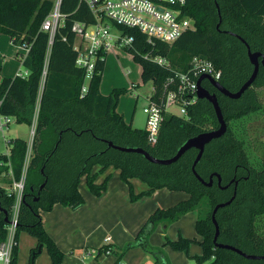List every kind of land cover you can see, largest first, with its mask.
<instances>
[{
  "label": "trees",
  "instance_id": "obj_1",
  "mask_svg": "<svg viewBox=\"0 0 264 264\" xmlns=\"http://www.w3.org/2000/svg\"><path fill=\"white\" fill-rule=\"evenodd\" d=\"M52 4L53 0H0V35H7L12 44L27 50L24 55H16L27 73L0 77V114L30 126L36 111L9 264H16L18 230H25L36 239L27 264H33L38 246L40 249L45 247L51 264L61 263L63 253L43 229L39 212L49 211L57 203L71 210L81 206L84 202L77 183L82 176L89 193L100 195L106 189L108 175L95 183L94 165L100 167L99 171L108 166L118 169L119 179L128 186L131 202L158 188L182 191L187 195L186 199L170 207L154 209L133 239L119 249L112 264H118L126 250L133 247L145 251L152 259L151 264H165L162 249L147 243L149 233L157 223L167 225L193 210L196 214L194 230L200 236V240H195L200 250L193 256L196 264H264V156L258 168L249 163L248 140L243 134L239 136L230 125L231 121L259 109L258 95L253 89L264 86V69L259 66L256 79L239 98L217 95L220 113L227 123L226 131L204 146L194 167L203 181H207L210 174L218 176V179L212 176L213 183L206 187L191 170L196 155L194 148L173 163L156 165L141 154L117 150L108 142L119 147H141L155 158H169L187 138L216 128L210 103L198 99L188 108L186 117L164 115L157 142L147 144L146 132L142 128H132L116 112L118 97L126 89L114 88L105 95L99 93L104 61L96 62L85 93L80 95L83 71L74 65L76 52L71 48L74 33L70 31V24L74 20H93L86 3L61 0L59 11L65 15L64 23L49 39V34L41 30L40 25ZM183 12L194 20V28L182 33L170 45L158 40L148 44L140 30L117 27L124 35L132 37L127 52L141 66L140 81H150L156 97L171 71L188 70L189 61L195 56L212 62L220 70V85L235 92L252 69L247 61L245 44L250 51H259L264 56V0H186ZM146 53L152 57L161 56L168 64L160 66L143 58ZM26 149V140L15 138L10 141L8 155H0V174L9 168L12 179L17 180ZM130 178L145 183L147 189L134 194ZM7 183L9 186L11 179ZM41 183L43 187L39 188ZM232 193V200L214 213L219 232L216 242L261 256L260 259L243 258L230 249L217 248L213 244L211 210L215 204L227 202ZM13 201L14 196L0 187V209L7 212L5 222L0 211V242L6 239L5 226ZM192 242L179 235L176 240L165 238L163 244L188 254ZM95 252L96 255H108L110 246L101 245Z\"/></svg>",
  "mask_w": 264,
  "mask_h": 264
},
{
  "label": "built area",
  "instance_id": "obj_2",
  "mask_svg": "<svg viewBox=\"0 0 264 264\" xmlns=\"http://www.w3.org/2000/svg\"><path fill=\"white\" fill-rule=\"evenodd\" d=\"M81 1L86 3L93 20L91 22L74 20L70 24V31L74 33L71 48L76 52L74 65L83 71V85L80 89V95L85 93L87 81L92 76L96 62L104 61L106 55L115 53L118 49L127 52V49L131 48L132 37L124 35L117 29L118 26L122 25L140 30L145 36L146 42L151 45L155 40L170 45L182 33L194 28V20L183 12L186 0ZM60 2L61 0H53L51 10L40 25V29L49 34V39L64 23L65 15L59 11ZM20 47L27 52L25 47ZM143 58L160 66L168 64L165 58L158 55L152 57L146 53ZM189 63V69L184 72L171 71V75L164 79L159 95L155 97V90L152 87L150 93L145 97L146 103L142 107V113L145 115L142 129L146 132L147 144L154 145L157 142L164 115L187 116L188 108L198 101L196 90L197 78L200 75L219 81L220 70L209 60L194 56ZM42 73L44 74L45 71L43 70ZM19 75H24V73H19L16 76ZM208 84L210 81L207 78L201 79L200 85L205 90ZM169 109H174V111L169 112ZM32 118L22 172L19 178L17 180L12 179L8 188L5 189L8 194L14 196V201L8 223L5 226L6 239L0 242V264L10 263L12 247L15 245L13 235L23 193V181L30 154V144L34 136L36 111ZM10 121V116L0 114L1 133L7 128Z\"/></svg>",
  "mask_w": 264,
  "mask_h": 264
},
{
  "label": "crops",
  "instance_id": "obj_3",
  "mask_svg": "<svg viewBox=\"0 0 264 264\" xmlns=\"http://www.w3.org/2000/svg\"><path fill=\"white\" fill-rule=\"evenodd\" d=\"M2 36L3 34L0 35V40ZM2 39L6 41L5 45L7 46L8 44L12 50L9 51V48L7 47L6 51L8 52V56L0 53V77H14L19 73L26 74L27 71L24 67L20 66V60L16 57L19 53L24 55L26 52L21 49L19 45L17 46L12 44L7 35H5ZM122 51L119 52L116 50L115 53L111 54L116 59L120 57L124 61L127 60L135 63L129 53L126 51H123L124 53H122ZM107 57H105L103 62L104 66L101 72V78L99 81L100 84L98 87L99 93L101 95H105L114 88L122 87L130 92H134L138 85L133 81L128 80L127 76L130 74V71H124L121 67L122 73L125 79H127L126 82L123 80L117 82L108 79L107 72H111V70L109 68V71H107ZM13 62L15 64L17 63V65H15V69L9 66V63ZM137 66H139L140 77L141 66L139 64H137ZM123 96L129 98L126 93H122V95L118 97L119 101L116 107V112L123 116L124 121L129 123L132 128H136L133 126L134 114L132 113L130 120H128V112H126L124 108H120ZM28 141L29 139L26 142ZM8 149L9 147L4 152L6 155H8ZM99 170L100 167L96 165L93 166L92 172L96 173L94 179L95 183H100L108 175L106 189L101 192L100 195L96 196L89 193L86 185H84V176H82L79 178L77 183L78 191L84 202L81 206L71 210L68 207L57 203L54 204L49 211L40 210L39 212L43 229L47 235L51 237L57 248H59L63 253L60 264H112L116 258L114 254H111L110 252L108 255H96L95 249L101 245L112 242V250L117 252V248L120 249L126 244V242L133 239L136 231L141 227L142 223L148 218L147 216L154 209L157 207L159 208V206L161 208H167L176 204V202L187 198L185 193L181 192V194H175L168 192V190L166 191V188H158V190H155L150 194V196L146 197L148 206L140 205L143 203L142 201H144L140 200L144 197L134 202H131L128 199V186L119 179L118 169L108 166L107 169L103 171ZM2 176L5 179L8 178V181L9 179L12 180L11 170L8 168L7 171L0 174V177ZM8 181H0V187L3 189L8 188ZM129 183L132 185L134 194L147 189V185L140 182L136 178H130ZM161 197H164L163 200H161ZM117 218H119L118 221L121 220L123 223L116 229L115 221ZM114 233L118 235L116 239L114 238ZM33 239L35 238L33 237L26 240L25 237L24 243L27 242V245L25 246L26 249L35 247L36 239L35 242ZM41 250L42 246L39 252H41ZM151 263L152 259L145 251H141L137 247H133L126 250V254L123 256V260L120 264ZM35 264H37V261Z\"/></svg>",
  "mask_w": 264,
  "mask_h": 264
},
{
  "label": "rangeland",
  "instance_id": "obj_4",
  "mask_svg": "<svg viewBox=\"0 0 264 264\" xmlns=\"http://www.w3.org/2000/svg\"><path fill=\"white\" fill-rule=\"evenodd\" d=\"M4 34L2 38H4ZM0 40L1 43V49L0 53L5 54V56H8L7 47L9 48V51L12 50V48L7 44L4 39ZM121 52L122 50H119ZM122 53H124L122 51ZM108 56V57H107ZM107 64H108V70L109 68L111 72H107L108 79L114 80V81H121L123 80L126 82L127 79H125L122 69L130 71V74H128L127 78L130 81H133L138 85L136 90L128 91L126 90L123 94H127L129 98L126 96H123L120 108H124L126 112H128V120H130V116L132 113L134 114L133 119V126H135L137 129L143 128L144 126V119L145 115L142 113V107L146 103V96L150 93V90L152 88L151 82L143 83L140 81L139 77V66L137 64L130 62V61H124L122 58H115L112 54L106 55ZM1 59V58H0ZM111 61V63H110ZM110 64V65H109ZM121 66H120V65ZM8 65V64H7ZM15 64L9 63V66L13 69H15ZM21 66V65H20ZM204 85V83L202 82ZM253 91L258 95L260 107L256 112H252L250 115L241 117L240 120L231 121L230 125L235 130L238 135L243 134L245 136V140H248V143L246 144V153H247V160L249 163H251L255 168L260 167V160L264 156V86H258L257 88H254ZM174 109H169V112H173ZM165 118V116L163 117ZM11 121L8 124L7 128L4 129V131L0 132V155H4L5 151L10 145V141H12L15 138H22L24 140H28L29 135V129L30 126L21 123L18 124L14 121L12 117H10ZM243 136V137H244ZM8 181V178L5 179L3 176L0 177V181ZM8 187V186H7ZM135 191V190H134ZM167 191V189H166ZM170 193H178L181 194L182 191H170ZM184 193V192H182ZM138 194V193H136ZM150 196V195H148ZM148 196H142L144 198L137 199L142 201L140 205L148 206L146 197ZM163 200L164 197H161ZM160 207V206H159ZM170 207V206H169ZM156 208V207H155ZM158 208V207H157ZM151 214V213H150ZM124 216V214H123ZM116 218V217H115ZM196 218L195 211H189L181 215L176 221L171 222L167 225H163L162 222L157 223L154 228L151 230L147 237V243L150 246L157 247L162 249L164 252V262L165 264H196L193 260L194 254H198L200 252L198 245L195 243V240H200V236L195 232L194 230V220ZM119 218L115 221V228H119V226L122 225L123 222L121 220L118 221ZM111 232V231H110ZM114 238L116 239L118 235L115 233L113 234ZM182 236L184 238L190 239L194 242H192L188 247V254H185V252L180 250H171L167 245H164L163 242L165 238L169 240H176L178 236ZM33 238L30 236L25 230H18L17 231V251H16V264H27L29 256H30V249H26L27 242L24 243V240ZM35 242V239H33ZM20 241V245H19ZM110 246V252L111 254H114L116 256L115 260L117 259V256L119 255V249L117 248V252L113 251V244L112 242H109L108 244ZM33 248V247H32ZM31 248V249H32ZM142 251L141 248L137 247ZM169 250H168V249ZM172 253V254H170ZM126 254V252L122 255V257L119 259L118 264L121 263L123 260V256ZM114 260V261H115ZM37 261V264H49V258L46 254L45 247L42 246L41 252L37 253V256L34 259L33 264H35ZM51 264V262H50ZM205 264V263H204Z\"/></svg>",
  "mask_w": 264,
  "mask_h": 264
},
{
  "label": "water",
  "instance_id": "obj_5",
  "mask_svg": "<svg viewBox=\"0 0 264 264\" xmlns=\"http://www.w3.org/2000/svg\"><path fill=\"white\" fill-rule=\"evenodd\" d=\"M240 40H241V38H240ZM243 44H245V43H243ZM245 47H246L247 61H249V63L251 64L252 69H251V72L248 75L247 79L244 82H242L241 86L235 92H230V91L226 90L225 88H223L220 85L219 82L209 78L208 76L200 75L197 78L196 97H198L199 100L204 99V100H206V101H208L210 103V105L212 107V110H213V113H214L215 118H216V122H217V127L216 128L208 130V132H200L198 134L192 135L191 137L187 138L186 140H184L177 147V149L174 152V154L171 157H169V158H159V157L155 158V157L151 156L145 149H142L141 147L140 148L124 147V146L123 147H119V146L112 145L110 142H108V145L112 146L113 148H115L117 150H120V151L134 152V153H137V154H141L145 158V160H147L150 163L156 164V165H158V164L167 165V164L173 163L183 153H185L186 151L190 150L191 148H194L196 150V155H195V157H194V159L192 161V164H191L192 165V167H191L192 173L194 174V176L196 177V179L199 182H201L204 186L209 187L210 184H211L210 177L213 174L209 175L208 182L203 181L201 178L198 177V175L195 172V169H194L195 163L201 157V155H202V153L204 151V148H205L204 146L207 145L208 142H210L212 139L218 138V137L222 136L225 133L226 124L224 122L222 113H220V109H219V106H218V102H217L216 96H214V94H212V93H209L208 90H205L200 85V82H201V79H206L207 78L210 81V84L221 95H223V96L225 95V96H227L229 98H232V99L239 98L241 93L243 91H245L248 87H250L251 84L256 79L255 77H256V74H257L259 66H261L264 69V56L262 55V53H260L259 51H257V52L250 51L248 45H246V44H245ZM214 175L216 176V178L218 177L216 174H214ZM42 187H43L42 183L39 184V188H42ZM225 187H223V188H225ZM233 194L234 193H232V195L229 197L230 199H228L227 202L217 203V204H215L213 206V208L211 210L210 215H211V221H212L213 229H214L213 230L214 235H213V238H212L213 244L217 248H222V249H226V250L230 249V250L238 253L239 255H241L243 258L255 259V260L260 259L261 256H257V255H254V254L243 253L241 250H239V249H237V248H235V247H233V246H231L229 244L226 245V244H221V243H217L216 242V238H217V235H218L219 232H218V226H217V223H216V220H215L214 213H215V211L218 208H221V207L227 205L230 202V200H232ZM0 211H2V213H3V221L7 222V217H6L7 212L5 210H1V209H0ZM39 250H40V246H38V248H37V253L39 252Z\"/></svg>",
  "mask_w": 264,
  "mask_h": 264
},
{
  "label": "flooded vegetation",
  "instance_id": "obj_6",
  "mask_svg": "<svg viewBox=\"0 0 264 264\" xmlns=\"http://www.w3.org/2000/svg\"><path fill=\"white\" fill-rule=\"evenodd\" d=\"M219 82V81H218ZM206 90H208V92L209 93H212V94H214V96H216V98H217V95H221L212 85H210V84H208V87H207V89ZM223 96V95H222ZM225 96V95H224ZM225 122V124H226V126H227V123H226V121H224ZM217 127V126H216ZM226 129V128H225ZM262 159V158H261ZM261 161V160H260ZM212 176H215L214 174L212 175ZM212 176L210 177V181H211V184L213 183V181H212ZM216 177V176H215ZM208 179H209V177H208ZM208 179H207V181L206 182H208ZM210 184V185H211Z\"/></svg>",
  "mask_w": 264,
  "mask_h": 264
}]
</instances>
